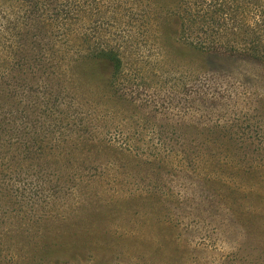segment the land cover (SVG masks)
Wrapping results in <instances>:
<instances>
[{
	"label": "rangeland",
	"instance_id": "rangeland-1",
	"mask_svg": "<svg viewBox=\"0 0 264 264\" xmlns=\"http://www.w3.org/2000/svg\"><path fill=\"white\" fill-rule=\"evenodd\" d=\"M166 55L153 42L134 43L125 59L122 100L108 91L102 104L103 91L93 88L91 107L148 118L167 131L172 123L183 122L190 127L187 155L201 158L196 166L189 161L180 166L184 154L175 151L173 167L146 175L140 158L125 155L112 172L116 180L101 176L103 170L88 175L78 168L75 184H60L63 168L57 171L52 163L62 150L51 157L46 152L32 164L0 152V174L14 175L11 181L0 177V264H45L37 262L40 251L24 238L48 226L42 220L51 213L60 211L64 217L82 208L92 211L88 204L110 212L99 218L103 223L96 224V231L99 238L111 236L89 264H264V65L250 58ZM38 86L43 85L21 88L16 104L41 102L44 112H73L71 99L63 98L65 105L57 109ZM115 181L113 197L110 183ZM152 183L161 189L151 200L157 210L135 213L134 204H147L141 190ZM182 203L183 212L174 208Z\"/></svg>",
	"mask_w": 264,
	"mask_h": 264
},
{
	"label": "trees",
	"instance_id": "trees-1",
	"mask_svg": "<svg viewBox=\"0 0 264 264\" xmlns=\"http://www.w3.org/2000/svg\"><path fill=\"white\" fill-rule=\"evenodd\" d=\"M139 42L155 43L162 55L200 53L250 58L264 65V0H0V127L12 130L0 129V152L32 164L46 152L51 157L62 150L61 158L52 163L57 171L63 168L60 177L65 180L61 178L60 184H75L78 168L88 175L103 170L101 176L116 180L112 172L125 155L140 158L146 175L173 167L175 151L184 154L180 166L187 161L196 166L201 158L187 155L190 127L183 122L172 123L167 131L148 118H127L107 107L100 112L91 107L93 88L103 91L102 104L109 99L108 91L122 100L125 59ZM39 83L48 104L60 109L65 105L62 99L68 98L73 112L69 116L64 111L44 112L41 102L16 104L21 88ZM32 92L39 94L38 88ZM18 121L22 127H16ZM193 132L199 139L195 127ZM5 136L11 140L6 142ZM1 176L8 181L14 177ZM110 185L117 196V182ZM158 189L152 183L141 190L147 194V204H134L135 213L157 210L151 200ZM88 206L92 211L82 208L64 217H59L60 211L51 213L42 220L48 226L30 231L23 243L40 251L34 256L37 262L89 264L94 251L110 243L111 236L99 238L96 231V224L103 223L99 218L110 212ZM184 206L174 208L183 212Z\"/></svg>",
	"mask_w": 264,
	"mask_h": 264
}]
</instances>
